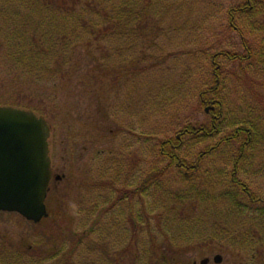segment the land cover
I'll use <instances>...</instances> for the list:
<instances>
[{
	"label": "rangeland",
	"instance_id": "rangeland-1",
	"mask_svg": "<svg viewBox=\"0 0 264 264\" xmlns=\"http://www.w3.org/2000/svg\"><path fill=\"white\" fill-rule=\"evenodd\" d=\"M240 1L152 0L142 14H156L149 15L145 28H133L137 33L130 40H107L106 53L81 45L71 49V60L55 67L52 80L0 79V106L28 110L45 121L53 176L63 175L51 181L47 217L39 223L0 212V264L147 263L153 241L167 250L163 234L174 233L171 207L181 209L173 204L177 195L189 206L194 201L193 210H187L195 218L220 212L221 234L213 248L197 241L198 235L178 243L179 252L171 251L177 253L174 264H198L203 258L213 264L217 254L221 264L249 262L258 236L264 235L259 219L264 203L252 204L246 194L264 199V139L244 153L237 167L245 192L230 181L237 142L205 152L247 115L258 117L259 103L264 126L261 81L251 86L236 64L216 57L224 78L222 134L205 142L179 137L180 158L198 163L193 174L185 175L157 151L184 126L208 123L198 92L211 85L213 55L242 51L227 16ZM200 191L205 194L195 197ZM205 225L191 230L212 232Z\"/></svg>",
	"mask_w": 264,
	"mask_h": 264
},
{
	"label": "trees",
	"instance_id": "trees-1",
	"mask_svg": "<svg viewBox=\"0 0 264 264\" xmlns=\"http://www.w3.org/2000/svg\"><path fill=\"white\" fill-rule=\"evenodd\" d=\"M151 3L152 0H0V79L10 83H20L22 80L36 83L52 80L56 76L53 73L55 67L62 61L71 60L74 51L71 49L81 45L92 44L98 48L97 53H106L107 48L104 46L107 40H130L137 33L133 28L142 29L149 15L152 13L155 16L154 10L149 13L146 10L145 14H142L144 9H149ZM227 16L228 25L240 38L242 51H224L218 53L220 55L212 56L210 88L199 91L197 96L198 104L208 109V123L184 126L178 136L161 142L157 149L159 156L167 159L178 170L184 171L185 175L190 171L192 174L198 172V163L187 164L180 158L179 137L190 135L192 138H198V142H205L221 135L223 131V102L219 95L224 80L223 67L215 58L223 56L228 62L236 64L237 70L242 73L248 84L252 86L256 81H261L256 84L264 90V0H241L227 11ZM60 68L62 67L56 71L59 72ZM260 95L264 96L262 93ZM261 101H264V98ZM261 104L259 103L257 108L258 117L254 113L247 115L249 119L242 121L228 136L216 145L209 146L205 152V155H208L220 144L237 142V155L231 163L230 181L243 188V192L246 188L236 179L237 167L244 153L254 149V145L258 146L264 139ZM211 176L209 173V179ZM200 192L195 193V197L205 194ZM246 194L250 203H264V199ZM183 199L187 198L177 195L173 200V204L179 203L181 209L173 205L171 207L174 233L169 232L170 238L163 234L164 242L168 243L167 250L164 251L170 252L160 250L159 244L153 241L150 259L143 264H174L177 253L171 251L179 252L178 243L188 241L195 235L199 236L197 241L207 243L208 248L217 245L221 234L217 231L221 225V220H218L220 212L216 210L214 218L206 212L200 216L198 214L195 218V214L187 210L190 206L193 210L194 201L189 206ZM183 210H186V213H181ZM259 219L263 224L261 229L264 233V215ZM201 222L212 232L194 233L191 228ZM257 240L258 247L249 262L247 260L243 264H264V235H259ZM168 253L171 254L167 257Z\"/></svg>",
	"mask_w": 264,
	"mask_h": 264
},
{
	"label": "water",
	"instance_id": "water-1",
	"mask_svg": "<svg viewBox=\"0 0 264 264\" xmlns=\"http://www.w3.org/2000/svg\"><path fill=\"white\" fill-rule=\"evenodd\" d=\"M48 135L45 121L33 112L0 106V212L16 213L34 224L47 217ZM209 262L203 258L198 264ZM212 263L221 264L222 256H213Z\"/></svg>",
	"mask_w": 264,
	"mask_h": 264
},
{
	"label": "flooded vegetation",
	"instance_id": "flooded-vegetation-1",
	"mask_svg": "<svg viewBox=\"0 0 264 264\" xmlns=\"http://www.w3.org/2000/svg\"><path fill=\"white\" fill-rule=\"evenodd\" d=\"M48 154H49V149H48ZM49 159H50V157H49ZM55 169H56V167L52 165L51 160H50V171H51V175H50L49 185H50L51 181L57 182V181L63 179V175L62 176H58V175L53 176V174H55L54 173L55 172ZM56 172H57V170H56ZM48 189H49V186H48Z\"/></svg>",
	"mask_w": 264,
	"mask_h": 264
}]
</instances>
